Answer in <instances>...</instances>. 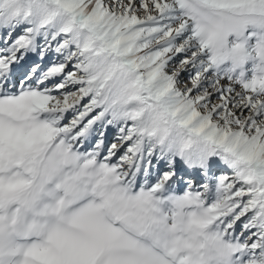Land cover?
<instances>
[{"label": "snow or ice", "instance_id": "6c2138e0", "mask_svg": "<svg viewBox=\"0 0 264 264\" xmlns=\"http://www.w3.org/2000/svg\"><path fill=\"white\" fill-rule=\"evenodd\" d=\"M0 264H264V0H0Z\"/></svg>", "mask_w": 264, "mask_h": 264}, {"label": "rangeland", "instance_id": "374dc122", "mask_svg": "<svg viewBox=\"0 0 264 264\" xmlns=\"http://www.w3.org/2000/svg\"><path fill=\"white\" fill-rule=\"evenodd\" d=\"M47 63V61L45 62ZM86 102V101H85ZM117 134V130L115 128H108L106 130V139L105 142L106 144H111V143H115V137ZM181 175H187L186 173H184V171L182 169L178 168V175H177V191H181L183 190L186 186L183 184V182L180 181V176Z\"/></svg>", "mask_w": 264, "mask_h": 264}]
</instances>
